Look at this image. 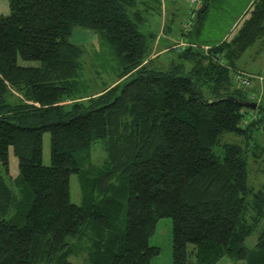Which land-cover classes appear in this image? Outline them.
Here are the masks:
<instances>
[{"label":"trees","instance_id":"trees-1","mask_svg":"<svg viewBox=\"0 0 264 264\" xmlns=\"http://www.w3.org/2000/svg\"><path fill=\"white\" fill-rule=\"evenodd\" d=\"M208 1L182 26L191 45L159 71L147 61L153 34L141 27L160 0H8L9 14H0V264H75L78 256L85 264H150L159 248L148 239L164 217L172 264H191L190 256L195 264H264V226L245 246L264 219V185L250 189L246 175L264 105L223 100H247L251 86L240 88L231 73L264 37V0H252L218 41L201 38ZM76 28L95 32L118 60L116 83L91 87L85 49L71 42ZM224 133L244 142H223ZM97 140L104 160L86 170Z\"/></svg>","mask_w":264,"mask_h":264},{"label":"rangeland","instance_id":"rangeland-1","mask_svg":"<svg viewBox=\"0 0 264 264\" xmlns=\"http://www.w3.org/2000/svg\"><path fill=\"white\" fill-rule=\"evenodd\" d=\"M209 10L205 16L201 38L202 40L218 41L229 35L243 14L244 10L250 5L252 0H209ZM153 6V7H152ZM201 6V5H200ZM151 9L144 13V26L141 31H149L153 34V40L150 47V53L157 51L159 48H167L168 51L159 55L157 58L150 57L149 63L156 70L166 71L175 59L174 45L179 42L188 40L182 39V26L189 19V11L191 9L190 0H160L159 7L150 3ZM156 7V9L154 8ZM141 9L143 7L140 6ZM200 8V7H199ZM8 0H0V14H9ZM144 12V11H143ZM193 24V23H192ZM71 42L82 46L85 49L84 70L86 79L90 80L95 91L102 90L105 85H110L118 80L119 62L112 56L110 51L103 48L98 35L89 29L76 28L71 36ZM186 49V47L184 48ZM155 51V52H156ZM258 51L257 54L255 52ZM154 52V53H155ZM155 57V56H154ZM171 62H170V61ZM19 64L23 66H36L37 62H25L19 59ZM238 66L245 68L238 71L253 74L255 77H260L261 80L255 79L252 81L250 92H255L260 95V104L264 105V37L249 48L237 62ZM92 89V91H93ZM256 143L255 149L251 146L246 153V175L247 185L250 189L257 191L264 185V133L263 129L259 128L254 131L253 135ZM223 142L241 144L244 138L233 134L224 133ZM254 144L253 140L250 141ZM214 153L217 156L222 155V149L214 148ZM105 153L103 151V141L97 140L91 148V158L89 163H85L86 170H93L100 166L104 160ZM43 163L50 164V135L45 133L43 136ZM17 158L10 153V174L12 177V186L15 193L20 198L21 190L18 183L14 180L18 175ZM71 185V200L74 203H79L82 199L81 190L79 187L76 175L70 178ZM264 226V219L261 221L258 228L245 240L247 248L253 247L260 230ZM172 223L171 218L164 217L157 220L155 230L148 239L149 246L159 248V254L154 256L150 264H172ZM192 245H187V250L190 251ZM75 264H85L82 256L72 258ZM191 264H195L194 258L189 257ZM215 264H245L244 261H233L228 257H223Z\"/></svg>","mask_w":264,"mask_h":264},{"label":"built area","instance_id":"built-area-1","mask_svg":"<svg viewBox=\"0 0 264 264\" xmlns=\"http://www.w3.org/2000/svg\"><path fill=\"white\" fill-rule=\"evenodd\" d=\"M190 4H191V9H190V16L193 17L194 15V11H196V9L199 8L200 6V2L199 0H190ZM185 30H188L189 27L188 25H184ZM191 44H186L185 42H179L178 44L174 45V49L175 51L178 52H182L183 50H185V47H188ZM231 78L232 81H234L240 88L243 89H248L250 88L252 81H254L255 79L261 80L260 77H255L254 75L251 74H246L240 71H233L231 73ZM260 95L255 93V92H251L248 93L247 95V101L250 102H255L256 105L260 102ZM252 116V113L247 114L244 123H247V121L250 119V117Z\"/></svg>","mask_w":264,"mask_h":264},{"label":"water","instance_id":"water-1","mask_svg":"<svg viewBox=\"0 0 264 264\" xmlns=\"http://www.w3.org/2000/svg\"><path fill=\"white\" fill-rule=\"evenodd\" d=\"M223 100L233 101L236 104H238L239 106H241L242 108H245V109H248V110H255L256 107H257L255 102H250V101H247V100H238V99H235V98H226V99H223Z\"/></svg>","mask_w":264,"mask_h":264},{"label":"crops","instance_id":"crops-1","mask_svg":"<svg viewBox=\"0 0 264 264\" xmlns=\"http://www.w3.org/2000/svg\"><path fill=\"white\" fill-rule=\"evenodd\" d=\"M167 48H169V47H166V48H159L155 53L154 52H152L150 55H149V57L147 58V61H149V59H150V57H152L153 59L154 58H157V57H159V55H161V54H163V53H166L167 51H168V49ZM258 53V51H256L255 52V54H257ZM155 56V57H154ZM172 59H174V58H172ZM170 61V60H169ZM173 61V60H172ZM171 62V61H170ZM242 69V70H244L245 68H243V67H241V66H238V69ZM253 75V74H252ZM117 81V80H116ZM114 83H116V82H113V84Z\"/></svg>","mask_w":264,"mask_h":264}]
</instances>
